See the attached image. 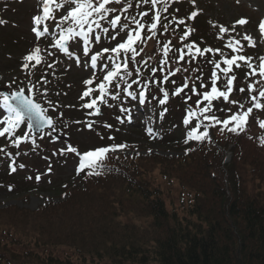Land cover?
Listing matches in <instances>:
<instances>
[{"label": "trees", "instance_id": "1", "mask_svg": "<svg viewBox=\"0 0 264 264\" xmlns=\"http://www.w3.org/2000/svg\"><path fill=\"white\" fill-rule=\"evenodd\" d=\"M173 15V20H178L174 18L177 10ZM166 17L156 21V35L172 22L168 13ZM196 22H185L181 34L187 30L194 35L190 44L216 48L207 29ZM147 38L142 39L140 48L153 39ZM183 47L181 60L189 52L187 45ZM199 61L209 67L216 65L212 52H205ZM243 72L237 71V76ZM121 76L127 78V73ZM121 76L112 88L122 92L128 79ZM113 96L116 94L107 100L110 106L117 104L118 98ZM207 104L201 93L187 105L199 110ZM244 107L231 109L217 97L209 111L201 114L221 121L214 124L204 119L213 138L190 140L180 129L176 112L167 105L161 133L153 141L178 146V155L138 150L126 155L107 153L94 168L82 169L77 183L61 184L57 202L49 200L33 210L0 206V264H93L95 259L104 264H264V152L260 140L247 129L251 121L262 120L260 109L249 114L241 133L227 130L231 122L228 127L222 123L233 113L246 111ZM26 131L24 123L0 138V162L16 160L14 148L3 146ZM227 152L231 156L225 162ZM154 172L176 181L187 192L189 202L183 214L167 209L148 179ZM26 183L0 169V192L15 191ZM58 247L72 250L82 261L36 250Z\"/></svg>", "mask_w": 264, "mask_h": 264}, {"label": "rangeland", "instance_id": "2", "mask_svg": "<svg viewBox=\"0 0 264 264\" xmlns=\"http://www.w3.org/2000/svg\"><path fill=\"white\" fill-rule=\"evenodd\" d=\"M135 1L140 0H121L119 7L125 10H118L116 13H122L124 23L128 21L132 23L136 17L139 8H134ZM42 2L43 0H0V20L4 21V23H0V93H11L23 88L25 94L29 95L28 88L34 86L31 93L33 99L41 103L42 107L48 108L47 115L51 116L55 122V131L52 132L51 136L47 135L49 130H44L45 134L43 135L38 132L33 135L35 142L32 139L20 143L19 147L13 143L3 146L10 150L14 148L12 151H14L13 155L16 157V162L13 164L16 165V171L12 174L25 179L27 183L15 191H1L0 206L16 205L33 210L49 200L57 202L60 199L58 188L61 187V184L72 185L78 182L77 177L74 176L73 167L78 154L85 152V150L91 151L103 145L125 144V148L115 149L118 151L111 150L109 153L126 155L138 150L163 155H178V146L158 144L149 138L150 136L155 138L161 132V124L164 120L154 105L159 104L161 93L158 97V94L154 92L157 91V87L160 89L161 86H165L167 81L165 83L163 79L158 81L159 79L157 80L156 77L167 76L169 78L168 85H171V88L168 87L169 89L176 87L185 89L177 96L178 102H173L171 99L168 103V106L176 112L174 113L177 118L176 121L183 132L185 127H182L180 123L183 110L189 103V99L192 101L193 96H200L203 91L212 86L210 84H212V72L214 71L212 65L209 67L202 64L199 62V57L195 58L191 51H187L186 59H180L178 54L180 50L178 49L184 50L183 46L194 40V35L191 33L185 36L183 40L180 39L183 36L181 31L184 29L185 22L193 25L194 23L198 24L196 22L198 20L202 23L208 31L209 39H213L210 42L220 49L229 48V44H235L237 40L245 45L243 53L251 59L247 60L246 63H242L240 60L234 62L236 68L244 70V73L240 77L236 76L231 99L229 97V101L221 100L225 105L231 109L233 107L240 109L243 105V107L245 106L244 110H247L253 103L251 96H258L259 89L264 88V78L247 67V64L251 63L253 68L258 70L260 58L264 57V35L259 30L260 23L264 21V0H171L167 6L163 3L160 4L162 20L167 18V13L172 18L170 20L172 22L166 24V31L156 35L154 29L146 27L145 34L143 33L144 37L153 39L148 40L147 38L148 44L145 47L140 48L138 43L134 48L136 52L138 49V56L142 59L138 61L137 57L135 61L132 52L130 53L132 60L130 68L134 66V62L137 63V70L132 74L136 75L143 72L142 81L150 82L147 87L148 91L151 92L148 96L151 103H147L142 108L136 105L132 106L127 101V104H124L122 103L124 99L121 100L122 96L118 93L116 105L104 107L102 104L99 112L92 115L91 111L89 112L83 107V101L80 98L84 81L92 79L91 71L86 63L88 56L84 57L80 49L84 42L79 43L76 39L70 38L66 43V51H60L59 47L56 46V40L59 39L56 31L70 26L69 21L61 23L62 16L67 15L68 11V7H65L63 2L62 5L56 7L54 14L51 15V18L54 19L53 22L60 24V27L56 25V31L50 28L48 33L37 37L32 28L36 27L38 31L44 32L45 27L42 22L40 25H35L32 18L36 15H43ZM109 6L112 5H106V7ZM176 10L178 15L174 18L178 20H173V13L175 14ZM193 12L196 13V17L191 18ZM111 14L110 12L100 22L107 20ZM241 19L245 21L242 25L237 23ZM180 20H183L184 23L180 24ZM221 27L225 28L226 31L221 32ZM106 28L110 30V27ZM103 29H97L93 25L89 34L96 35L95 31L98 32L99 30L100 32ZM118 33H120L119 29ZM246 36L252 37L251 44L245 40ZM96 42L101 41L96 39ZM164 44L168 45L167 51H165V47H162ZM101 45L110 46L103 41ZM191 45L192 48L212 50V46L210 47L208 44L198 45L199 47L195 43H191ZM92 47L98 51L100 44H92ZM34 49H39L38 58L40 62L38 64L32 63V61L28 62L29 67L26 70L23 67L24 57L33 52ZM217 56L215 51V62L219 60ZM225 57L228 59L227 56ZM39 71L42 78L38 77ZM150 73L154 75L153 78L150 77ZM216 74V84L222 85L225 91L228 75L222 73L221 70ZM50 79H53V83ZM249 83L253 85L251 91L247 89ZM154 86L156 88L153 89ZM193 87L197 88L195 92L191 91ZM241 88H244L245 91L241 92ZM152 94H155L156 98H151ZM183 98L189 99L187 102H185L186 100L182 102ZM49 101L54 107H48ZM231 101H236V103L233 104ZM260 101L264 103V98H260ZM126 105L130 109L133 108V112L129 109L122 112L121 109H126ZM1 109L2 105H0ZM260 110L258 115L264 119V109ZM3 112H0V127L4 126ZM255 112H257L256 109L253 110L252 115ZM127 113L131 114L126 117ZM259 121H251L247 129L248 134L253 137L256 136L261 141L264 139V129L259 127ZM146 128H151L153 132L150 134L148 131V134H145ZM69 145L76 148L77 152H67ZM262 148V152H264V145ZM7 160L0 162V169L5 172H7ZM21 164L24 165L23 168H20ZM37 176L40 177L39 180L35 178ZM148 179L164 201L167 209L176 210L183 214L189 202L187 192L176 181L165 180L158 172L151 174ZM61 196L63 197V195ZM36 250L40 253L42 251L51 252L60 258L69 256L76 263L82 261L77 253L64 247L45 250L37 248ZM87 261L89 262L90 258ZM93 264L104 263L95 259Z\"/></svg>", "mask_w": 264, "mask_h": 264}, {"label": "snow or ice", "instance_id": "3", "mask_svg": "<svg viewBox=\"0 0 264 264\" xmlns=\"http://www.w3.org/2000/svg\"><path fill=\"white\" fill-rule=\"evenodd\" d=\"M144 4H148L149 0H142ZM53 3V0H44L43 2V15H36L34 16L33 22L35 25H40L42 20L49 19L51 15V7L50 5ZM66 3L69 5L67 15L62 16L61 23L63 21H69L70 26L67 28H61L59 39L56 40V46L60 48L61 51H66L64 47V41L66 39H70L74 36H80L84 37L85 44L88 43V33L92 31L93 25H95L97 28L100 27V21L103 20L105 17L108 16V14L116 13L118 10L124 11L125 9L122 7H119L121 5V0H66ZM151 6L154 8L156 4L158 3V0H150ZM163 3L165 6H167V0H163ZM106 5H112L109 7H106ZM59 7V5H57ZM141 16H147L146 12H140ZM193 17L196 16V13L193 12L191 14ZM160 13L157 11L155 15L151 17L152 22L148 25L150 29H156L157 23L156 21L159 19ZM121 21L120 15H112L110 18V25L112 28H116L118 22ZM0 23H4V21L0 20ZM133 23L135 24V29L133 31H127V39L123 43L116 44L115 47L111 48L112 53H119L120 50H124L125 52H132L133 59L136 57V51L133 48V44L136 40L140 38L141 35V29L145 27V25L138 21L133 20ZM180 24H183L184 21L180 20ZM238 24H244L245 21L243 19L237 21ZM87 26V29L85 28ZM57 27H60V24H57ZM125 29L128 28V25H124ZM166 27V25H165ZM259 30L262 35H264V21H262L259 25ZM32 31L36 33L37 37L43 35L48 31L47 28L44 29V32L38 31L36 27L32 28ZM104 32H108V28L103 29ZM221 32H225L226 29L221 27ZM188 32L185 31L183 36L180 37L181 40L184 39L185 36H188ZM115 38V37H113ZM97 40L100 39L99 36L96 37ZM245 40L248 41L249 44L252 43V37L246 36ZM236 45L240 44V41H235ZM165 51H167L168 45L165 46ZM187 47L189 48V51L192 49V45L188 44ZM229 47H232L231 44H229ZM235 51V49H233ZM103 51L108 52L109 49L105 48ZM197 52H200L201 55L203 53L199 48L196 49ZM204 51H211V49H204ZM39 49H34L33 52L29 53L24 57V65L23 67L27 69L29 67L28 62L35 60L38 64L39 58H38ZM88 48H84V55L88 56ZM100 55V53H97L95 55L91 56V63L93 66L97 63V57ZM182 58V54H181ZM109 59H112V57H109ZM250 57H246L245 55H233L231 59H225L224 63L228 65V67L222 68L221 71L225 74L229 73L232 65L237 60L240 61H246L250 60ZM79 63V61H77ZM86 66V65H85ZM216 67L219 68V63L216 64ZM247 67L249 69H252L253 72L256 71V69L253 68V65L251 63L247 64ZM120 68L121 64L115 63L112 67V70L107 72V75L104 76L105 82H110L114 77H117L120 75ZM259 75L260 77L264 78V57L260 58L259 63ZM153 71H156V69H153ZM125 77L121 76V79H124ZM165 80L168 79L167 76L164 77ZM216 79L217 74L215 71L212 72V87L210 91H203V99L208 102V104L205 107H202L199 109V113H207L209 111V108L211 106V103L213 100H215L217 97H222L224 101H229V93L233 91V79L234 77L228 76L227 77V84H226V90L220 91L218 90L216 86ZM136 81L134 80L133 83ZM85 84H91V80H85ZM118 86V85H117ZM146 86V85H145ZM100 89V95L96 96L94 99L91 100L89 103L83 104L84 108L92 109L96 104L98 100L103 101L104 103H107V100L104 99L106 95L107 90V84L101 83L98 85ZM187 87V85H185ZM253 88V85L249 83L247 85V89L251 91ZM34 90V86L28 88L29 95L25 94V89L21 88L18 91H13L11 94H4L0 93V105H2L4 108L8 110L9 115L5 117L4 119V126L0 127V136H4L5 133L11 135L12 132L19 128L21 123L25 120L27 121L28 125V131L24 132L23 136H16V138L12 141L14 144H19L22 139H33L31 136L32 130L37 129L38 133L43 135L45 127L49 129L47 132L48 136H51L52 132L55 131V122L52 119L51 116L47 115L48 108L42 107L41 103L37 102V100H34L31 93ZM125 93H127L129 96H132L133 93L129 92L128 87H125L123 89ZM160 92L164 93V98L159 100L160 105H164L166 100L168 99V93L165 92L164 88L161 87L159 89ZM182 89L180 87L175 88V93H181ZM191 91L195 92L196 88L193 87ZM241 92H244L245 89L241 88ZM92 92V89H88L83 93L84 97H87ZM83 98V97H82ZM116 96H113V99H116ZM260 98H264V88L259 89V95H252L251 101L252 106L248 107L246 111H242L239 113H233L230 115L227 119H224L222 121L224 126H228L231 122V127H228V131L232 133H241L245 130V125L248 123L249 114L253 113L254 109H264V103H261ZM145 101V93L144 91L139 92V102L144 103ZM196 103L199 105L200 100L197 99ZM231 103L235 104L236 101H231ZM48 107H54V105L51 104V102H48ZM241 108H243V105H241ZM122 112H126L127 109L122 108ZM97 112H99V109H97ZM163 112H161V116H163ZM198 115V113L194 110H189L188 115L184 117L183 123L187 125L189 123V118ZM117 119H120L117 117ZM204 119L207 121H211L214 124H220L221 121L216 118L214 115H205ZM106 127H111L110 125H105ZM91 127V125H89ZM259 127L264 129V119L259 121ZM149 132H152V129H148ZM208 133L207 127H205L204 132H201L197 134V128H192V130L188 133V139L190 140H202L206 137ZM55 139V137H53ZM33 142L34 139H33ZM187 143V140L185 141ZM260 143L264 145V139H261ZM125 144H118V145H110V146H101L97 147L94 150L84 152L82 155H80V162H79V168H77V172L87 167H95L97 166L99 161H102L105 154L109 153L110 150L115 149H123L125 148ZM67 152L75 153L77 152V149L72 147L71 145L68 146ZM11 167V166H10ZM24 165L21 164L20 168H23ZM11 170L14 172L16 171L15 167H11ZM98 174V173H96ZM31 178V177H29ZM37 180L40 179L39 176L36 177Z\"/></svg>", "mask_w": 264, "mask_h": 264}, {"label": "water", "instance_id": "4", "mask_svg": "<svg viewBox=\"0 0 264 264\" xmlns=\"http://www.w3.org/2000/svg\"><path fill=\"white\" fill-rule=\"evenodd\" d=\"M45 128H47V127H45ZM33 132L36 133V132H38V130L37 129H33Z\"/></svg>", "mask_w": 264, "mask_h": 264}]
</instances>
